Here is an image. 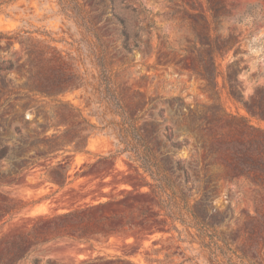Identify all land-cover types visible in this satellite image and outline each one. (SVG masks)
<instances>
[{"label": "rangeland", "instance_id": "374dc122", "mask_svg": "<svg viewBox=\"0 0 264 264\" xmlns=\"http://www.w3.org/2000/svg\"><path fill=\"white\" fill-rule=\"evenodd\" d=\"M75 1L89 15L84 21L80 17H64L56 0L13 3L0 0V32L12 38L4 39L2 46L8 43L10 50L2 56L17 62L16 68L7 75L12 86L0 94V146L12 148L44 142L72 126L69 123L58 127L51 119L58 101L77 109L94 127L88 128L87 146L81 153L68 146L64 153L61 149L53 158L41 159L37 165L29 166L23 160L35 150L24 148L16 159L12 155L0 160V175H12L0 179V200L5 199L12 209L9 215L0 218V255L5 241L45 216L102 202H115L109 207L127 213L138 204L151 203L150 178L121 151L122 145L111 125L113 121L120 122V118L97 93V57H104L112 89L127 115L136 120L135 125L142 130L156 129V136L151 137L153 145L155 140L163 145L164 126L175 123L177 127L184 126L182 117L189 110L214 104L205 90V81L178 64L182 56H186L187 63L193 57L190 23L198 13L208 15L205 0ZM227 10V18L218 22L216 37L223 39L234 34L235 44L216 58V64L218 72L224 75L233 61L239 62L236 86L248 98L257 86L264 85V0H227ZM115 14L123 17L130 29L139 27L142 37L138 48L130 52L121 48ZM148 20L153 21L151 29ZM47 46L66 56V61L83 78L79 86L57 98L19 88L28 71L26 47L45 50ZM49 58L51 54L46 53L43 60ZM216 81L220 103L226 112L245 116L222 89V76H217ZM17 96L28 99L23 101L26 108L16 112L9 105L16 103ZM250 122L264 130V123L254 119ZM191 150L190 146L184 148L174 157H194ZM164 151L160 148L161 153ZM58 161L61 166L57 165ZM56 170L64 175L63 187L48 181V175H56ZM259 190L244 177L233 181L222 178L217 182L207 210L213 215L212 221H218V231L234 248L243 243L237 234L238 228L248 216H255ZM187 246L179 243L176 234L162 227L159 221L150 219L142 230L91 243L59 240L40 247L36 255L41 264H108L116 259L134 264H158L165 255L177 264L183 259L180 252ZM185 255L198 256V253L190 249ZM198 261L205 264L201 256Z\"/></svg>", "mask_w": 264, "mask_h": 264}, {"label": "trees", "instance_id": "16d2710c", "mask_svg": "<svg viewBox=\"0 0 264 264\" xmlns=\"http://www.w3.org/2000/svg\"><path fill=\"white\" fill-rule=\"evenodd\" d=\"M15 1L17 0H7L6 3ZM56 1L59 12L66 18L80 17L84 21L89 16L75 0ZM205 3L208 15L198 13L193 16L195 21L190 23L194 41L190 47L193 57L187 63L186 56H182L178 64L205 81V90L214 99V104L195 111L189 110L182 117L184 126L177 127L176 123L171 127L164 126L161 133L163 145L156 140V145H153L151 141V137L156 136V129L142 130L135 125L136 120L127 115L121 100L112 89L104 57L96 58L99 82L97 93L100 100L108 104L113 114L120 118V122L113 121L111 125L114 126L115 135L122 145L121 151L127 153L128 159L150 178L151 203L138 204L127 213L109 207L110 202H102L45 216L3 243L0 264H41L36 252L42 246L59 240L79 243L108 240L112 236L142 230L143 225L150 219L159 221L162 227L175 233L179 243H187V248L180 252L183 259L177 264H200L199 256L204 259L205 264H264V130L250 122V119H254L264 123V85L257 86L245 98L236 86L240 71L238 61H233L224 75L218 72L216 58L234 46L235 35L230 34L223 39L216 37L218 22L228 15L227 0H205ZM114 18L119 25L121 48L127 52L138 48L142 37L139 27L130 29L119 14H115ZM237 22L241 23V19ZM147 23L148 28H153L152 20ZM4 39L12 38L0 32V94L12 86L7 75L17 65L16 61L2 56V53L10 50V44L2 46ZM45 50L26 47L28 71L25 82L19 88L46 98H57L82 83L83 78L66 61V56H62L54 47L47 46ZM46 53H50L51 58L43 60ZM236 54L235 52L234 56ZM217 76H222V89L244 111L245 116L228 113L223 108ZM27 99L26 96H17L16 103L9 106L13 111H20L26 108L23 101ZM51 119L55 121V126L66 127L69 123L72 126L59 134H53L44 142L20 144L12 148L0 146V160L12 155L16 159L20 151L29 148L34 149L35 153L23 161L25 164L29 163V166H35L41 159L53 158L61 149L64 153L68 146L78 153L85 150L90 135L88 128L94 127L77 109L58 101ZM156 146L157 150L154 151ZM189 146L194 157H174L178 151ZM160 148L165 151L161 153ZM110 157L111 155L103 159ZM57 163L61 166V161ZM55 174L48 175V181L52 185L63 187L64 175H60L57 170ZM10 176L12 175H0V179ZM237 177H244L260 190L255 216H248L237 230L243 243L234 248L218 231L219 223L212 221L213 215L207 208L215 196L217 182L222 178L233 181ZM11 211L5 199H1L0 218L9 215ZM194 245L196 248H193ZM190 249L196 251L198 256H186L185 252ZM164 263L175 264L168 255L158 262ZM108 264L134 263L116 259Z\"/></svg>", "mask_w": 264, "mask_h": 264}]
</instances>
